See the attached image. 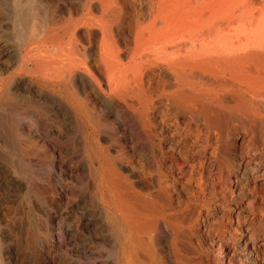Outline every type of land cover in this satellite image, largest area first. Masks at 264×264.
<instances>
[{"label": "bare ground", "instance_id": "1", "mask_svg": "<svg viewBox=\"0 0 264 264\" xmlns=\"http://www.w3.org/2000/svg\"><path fill=\"white\" fill-rule=\"evenodd\" d=\"M212 135L264 184V0H0V264H175Z\"/></svg>", "mask_w": 264, "mask_h": 264}, {"label": "rangeland", "instance_id": "2", "mask_svg": "<svg viewBox=\"0 0 264 264\" xmlns=\"http://www.w3.org/2000/svg\"><path fill=\"white\" fill-rule=\"evenodd\" d=\"M215 140V136L212 135L209 151L211 153L208 155L205 168L207 181L205 180L203 192L200 191L197 183L199 161L195 162L196 174L193 188L196 198L201 199L205 196V202L197 200L191 205L190 209L195 221L190 235L182 240L185 242L180 241L176 245L175 264H264V184H259V180L254 181L253 178H249L252 180L250 181L243 177L239 189L235 188L233 182L225 178L223 170L214 157ZM229 144L230 152L233 153L238 145L237 137L231 136ZM244 146L242 145V148ZM245 244H248L247 248H249L247 254L244 252ZM222 250L229 252L224 261L220 257ZM159 256H161L160 264L163 259L160 252ZM183 256L186 258L181 259Z\"/></svg>", "mask_w": 264, "mask_h": 264}]
</instances>
